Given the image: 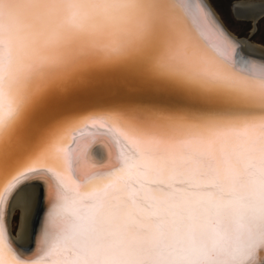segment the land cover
Instances as JSON below:
<instances>
[{"label": "snow or ice", "instance_id": "snow-or-ice-1", "mask_svg": "<svg viewBox=\"0 0 264 264\" xmlns=\"http://www.w3.org/2000/svg\"><path fill=\"white\" fill-rule=\"evenodd\" d=\"M105 4L0 29V264H157L215 224L230 264H264V56L238 69L203 0Z\"/></svg>", "mask_w": 264, "mask_h": 264}, {"label": "water", "instance_id": "water-1", "mask_svg": "<svg viewBox=\"0 0 264 264\" xmlns=\"http://www.w3.org/2000/svg\"><path fill=\"white\" fill-rule=\"evenodd\" d=\"M194 1L196 0H190V4L191 2L194 3ZM178 2L184 3V0H178ZM197 2H200V0H197ZM203 2L205 1L203 0ZM82 6L90 14L91 18L96 21L103 20L106 15L105 0H82ZM65 12L66 0H3V6L0 8V29L5 32L23 34L30 28L36 26L43 15L50 14L59 17L64 15ZM263 15L261 14L260 17ZM222 26L229 34L230 32L226 27L223 24ZM229 35L231 36V33ZM207 40L210 44L216 42L213 38L212 40L207 38ZM240 40L243 41L244 39ZM239 43L242 45V51L239 54H233L231 48L226 51V55L235 60L237 68L250 70L252 69L251 64L259 65L260 63L255 62L253 58L261 59L264 56V52H258L252 48L250 50V44L245 40L244 43ZM99 146L100 141L95 142L92 145V152L95 153L99 149Z\"/></svg>", "mask_w": 264, "mask_h": 264}, {"label": "clouds", "instance_id": "clouds-1", "mask_svg": "<svg viewBox=\"0 0 264 264\" xmlns=\"http://www.w3.org/2000/svg\"><path fill=\"white\" fill-rule=\"evenodd\" d=\"M236 235L245 231V224L239 221L235 225ZM232 238L215 224L208 239H197L192 235L187 242L176 237L171 244L161 243L157 252V264H230L227 253ZM204 253L203 257L192 256V252Z\"/></svg>", "mask_w": 264, "mask_h": 264}, {"label": "rangeland", "instance_id": "rangeland-1", "mask_svg": "<svg viewBox=\"0 0 264 264\" xmlns=\"http://www.w3.org/2000/svg\"><path fill=\"white\" fill-rule=\"evenodd\" d=\"M211 4L212 9L217 14L219 18L224 22V24L240 39H244L249 43L262 45L264 47V18L258 19L256 24L250 20L241 19L237 17L234 13V4L240 0H207ZM246 1V0H241ZM264 16V15H263ZM255 25V34L252 33V27ZM17 214L14 212L13 217ZM19 219H11V227L13 234H16Z\"/></svg>", "mask_w": 264, "mask_h": 264}, {"label": "bare ground", "instance_id": "bare-ground-1", "mask_svg": "<svg viewBox=\"0 0 264 264\" xmlns=\"http://www.w3.org/2000/svg\"><path fill=\"white\" fill-rule=\"evenodd\" d=\"M206 3H208L207 0H204ZM184 3L186 4H190V0L187 1V0H184ZM197 3V0L194 1V3L191 2V4H195ZM209 4V3H208ZM210 5V4H209ZM235 5H240V9L237 10V8L235 7ZM248 5H251L250 7ZM234 6V13L237 17L241 18V19H246V20H250L252 21L254 24L255 22L260 18V15L261 14H264V0H246V1H238V2H235V4L233 5ZM214 12V10H213ZM215 13V12H214ZM217 19L222 23L221 19L217 16V14L215 13ZM193 18H195V16H193ZM223 24V23H222ZM231 33V32H230ZM229 33V34H230ZM231 37H234L235 41L238 42H243L244 43V40L241 41L237 36H235L234 34L231 33ZM208 39L212 40V38L216 41V38L215 36L212 34V33H209L207 34V37ZM246 41V40H245ZM214 42V41H213ZM247 42V41H246ZM215 43V42H214ZM248 43V42H247ZM250 44V50L252 49H255L257 50L258 52L261 51V52H264V47H262V45H258V44H253V43H248ZM245 45V44H244ZM247 46V45H245ZM252 48V49H251ZM253 60L255 62H258L260 63L259 65L256 66V64H251V68L255 67L256 69H259L260 65H261V59L259 58H253ZM94 153V152H93ZM97 159L103 161L104 159L107 158V148L105 147V145L100 142V146H99V149L97 151H95V153L93 154ZM10 228H11V232H12V227H11V220H10ZM24 231V236H25V239H27L29 236H30V226L26 225L24 222H23V217L21 215V219H20V222H19V226H18V229H17V232L16 234H13L12 232V236L14 239L16 240H20V235H21V231ZM23 242V241H21ZM167 243L165 242L163 239H161L160 241V245L161 243ZM159 245V247H160Z\"/></svg>", "mask_w": 264, "mask_h": 264}, {"label": "crops", "instance_id": "crops-1", "mask_svg": "<svg viewBox=\"0 0 264 264\" xmlns=\"http://www.w3.org/2000/svg\"><path fill=\"white\" fill-rule=\"evenodd\" d=\"M210 5H211V4H210ZM212 8H213V7H212ZM262 18H264V16H261V17L259 18V20L262 19ZM220 19H221V18H220ZM259 20H258V21H259ZM221 21H222V20H221ZM258 21H257V22H258ZM257 22H256V23H257ZM222 23H223V25L226 27V29H227L229 32H231V30H230V29L224 24L223 21H222ZM231 33L234 34L233 32H231Z\"/></svg>", "mask_w": 264, "mask_h": 264}]
</instances>
